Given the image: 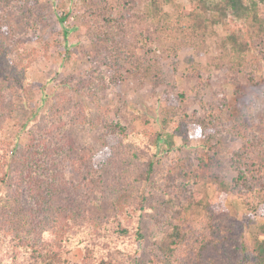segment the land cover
Masks as SVG:
<instances>
[{"label":"trees","instance_id":"16d2710c","mask_svg":"<svg viewBox=\"0 0 264 264\" xmlns=\"http://www.w3.org/2000/svg\"><path fill=\"white\" fill-rule=\"evenodd\" d=\"M173 1L148 0L141 19L149 20V25L141 34L158 43L159 48H140L142 53L128 46L130 40L124 33L139 0H123L119 15L112 11L110 17H105L103 9L113 8V2L119 0H84L85 17L93 15L99 22L103 19L104 28L86 23L92 47L75 51L69 47L68 55L77 57L81 53L95 65L90 77L76 81L74 88H81L79 91L90 99V106L95 105L96 113L85 112L82 117L78 101L67 98L69 95L61 90L23 122L27 143L19 148L0 143V264H115V259L121 264L122 246L132 240L145 242L143 231L147 226L153 233L148 260L151 264H236L233 260L226 262L222 256L234 238L226 193H237L250 217L257 213L263 218L251 239L244 234L237 264H264V115L256 111L264 96V0H187L176 12L166 11L164 6ZM37 3L0 0V128L16 113L14 96L29 97L32 88L28 74L31 50L27 37L22 35L32 24L29 18L35 14ZM70 14L66 11L61 21ZM42 19L44 24L48 22L40 34L46 39L53 27L47 16ZM217 25L225 30L217 43L226 63L223 71L237 86L243 77L258 87L248 105L235 108V118L222 121L221 128L213 119L208 123L206 118L193 119L185 111L179 114L183 105L171 102L168 95L177 89L175 76L169 71L172 67L175 71L180 50L195 49L204 60L206 37L216 32ZM75 27L64 28L67 39ZM108 72L111 76L106 82ZM125 78L150 93L163 91L165 101L160 108L163 131L150 136L149 144L143 135L134 137L140 140L134 142L136 150L151 151L147 170L140 173L149 180L156 160H164L162 153L170 157L164 160L163 176L153 180L158 193L154 189L139 195L136 192L126 204L115 195H107L106 159L102 156L103 151L111 150V135L127 131L121 121L123 109H113L120 120L112 119L111 109L103 105L101 96L109 84L120 87ZM177 115L182 120L176 119ZM144 120L150 123L149 118ZM192 121L198 122L196 136L207 146L194 159L182 157L176 144L177 137L188 138ZM84 125L100 130L96 137L99 146L95 139L83 144L78 141L76 134ZM241 127L245 133L241 134ZM223 130L247 138L246 145L225 156ZM259 146L262 152L256 151ZM229 170L236 175L230 178ZM201 183L215 184V195L201 191ZM2 185L12 188L4 192ZM23 191L33 205L25 212L30 219L25 216L18 221L13 214L25 210L24 206L21 211L17 209L23 204ZM102 194L107 204L101 201ZM75 245L83 250L76 262L70 257ZM126 253L135 259L133 264H139L134 253Z\"/></svg>","mask_w":264,"mask_h":264},{"label":"rangeland","instance_id":"374dc122","mask_svg":"<svg viewBox=\"0 0 264 264\" xmlns=\"http://www.w3.org/2000/svg\"><path fill=\"white\" fill-rule=\"evenodd\" d=\"M186 3H188L187 0H175L167 3L164 9L166 11L176 12L181 5H185ZM113 4V8L109 7L103 9L102 13L105 14V17H110L109 12L112 11H114V14L118 13L117 16L119 15L123 0L113 2ZM148 4V0H139L138 7L131 10L132 17L130 20H127L125 27L126 31L124 32L128 40H130L128 46L142 53L144 50H140V48L147 49L149 46L156 50L159 48L158 43L148 40L145 36L146 34H141L149 25L147 22L149 20L141 19V15L148 9ZM66 11H71V14L62 22L60 17L65 15ZM84 11V0H38V3L35 5V14L29 18V22L32 24L27 25L28 29L22 35L27 37V47L31 50L30 55L32 62L30 63L28 74L32 83V88L29 97L27 96L25 98V96L22 95L14 96L18 108L14 117L8 119L4 128H0V143H11L17 148L27 143L28 133L23 127V122L28 117H32L35 111H40L43 103L51 102V97L56 96L61 90L69 95L67 98L71 96L78 101L82 117L85 112L89 115L92 114V111H94V114L96 113L95 105H89L90 99L85 93L79 91L81 88L78 90L74 88L77 84L76 81H79L82 77L85 78L84 80L90 77V71L95 65L81 53L77 57H70L68 55L69 47L73 51H75V49L80 50L81 47H92L91 38L88 36L89 27L85 26L86 23L92 27H96V25L99 27L102 25L101 27H103V19H100L101 22H99L94 19L93 15H91L90 18L87 15L85 17ZM91 11L92 10H90V12ZM44 16L50 19L53 31L46 39H41L42 35L40 34L45 32V26L48 24V22H45V24L41 22ZM65 27H75L68 35V39L64 35ZM215 31L214 34H208L206 37V45L203 50L205 54L204 60L202 56L195 53V49L187 48L185 50H180V60L175 67V71L173 67V71H169L170 74L175 76L174 81L177 89L169 91L168 95L171 102L183 105L184 108L181 109L179 114L185 111L189 113L193 119L197 116L206 118L208 123H211L209 121L213 119L221 128L222 121L235 118L233 115L235 108L248 105L247 103L250 97L253 94H257L256 91L258 87L252 86L249 84V80L243 77L237 86L236 82L231 81L230 77L223 71V69L225 70L224 67H226V63L220 57L221 50L218 49L217 43L220 37L225 34V30L221 25H217ZM124 49L127 50L126 48ZM190 57L193 58V61L190 60ZM126 65L130 67L127 62ZM110 76L111 72H108L105 77L106 82L109 81ZM67 79L71 81L67 83ZM162 93L163 91L159 93H150L149 90L144 87L137 88L135 81L133 82L126 78L122 81L120 87L111 83L105 91L101 92V96L103 97L102 103L105 107L111 109L112 119L116 121L120 120L113 109L116 110L118 107L123 109V118L121 121L127 127L126 132L121 134L117 133L118 135H111L109 141L111 150H105V152L103 151L102 153L103 158L106 159L104 168V188L107 189V195H115L118 199L125 202V204L131 202L133 197L135 198L134 195L136 192H138L136 194L139 195L143 192L148 193L149 190L151 191L154 189V192L158 193V186L153 180H158L163 176L164 160L167 161L170 159V157H165L168 153L164 151L162 153L164 160H156L152 175L150 179L147 180L140 172L144 173L147 170L151 151L146 148V151L141 153L139 150L135 149L134 143H140V140L135 141L134 137H142L143 135L146 137V139H144L149 144L150 136H154L156 133L163 131L160 108L165 101H163L164 96L161 97ZM182 95H185V98H183ZM225 103L227 106L224 107ZM79 105L73 107L75 108L73 109L74 113L75 110L79 108ZM256 111L264 115V96L261 98ZM221 114L223 119L220 118L219 121V116ZM146 118H149L150 123L145 122L144 119ZM176 119L182 120L178 115ZM188 127V138L184 140L181 137H177L176 144L181 150L182 157L194 159L199 152H205L207 146L204 144L203 139L201 140L196 136L198 122L192 121L189 123ZM208 130L210 131V128ZM245 132V129L242 128L241 134ZM99 133V129H92L91 126L86 125L79 129L78 134H75L81 144H83L85 140L90 141L95 139V141H97L96 146H99L100 142L96 138ZM222 133L225 143L223 146V153L225 156L238 149H242L246 145L247 138L234 136L229 130H223ZM126 135H128V137H126ZM74 141L77 145V140L74 139ZM180 146L182 148H180ZM132 147L136 151H133ZM256 151L262 152V146L257 147ZM171 153L174 155L175 151ZM158 158H162L161 154L158 155ZM233 175H236V173L229 170V177L231 178ZM11 188L12 187L2 185V191L4 192L11 190ZM198 188L212 197L217 191V186L215 184L201 183L198 185ZM102 195H100L101 201L103 203L107 201V204L109 201L105 198L106 195ZM224 196V200L233 219V227H230V231L234 238L233 241L227 244L222 256L226 259V262L228 260H233L235 261L234 263L237 264L240 258L239 250L242 245L244 234L251 239L252 234L256 231L258 224L263 221V218L258 216L257 213H255L253 217H250L252 216L250 215V211L243 205L237 193H226ZM22 198L23 204L17 209L21 211L20 209L24 206L25 210L22 211L21 214H18L20 212H15V214H13V218L18 221L21 219L24 220L27 214L25 212L33 205L32 200L25 191L22 193ZM27 218L30 219L29 216ZM249 221L251 222L248 223ZM143 232L145 235V242H133L132 240L122 246L120 257L121 264H133L135 261L126 251L134 253L135 257L139 260V264H151L148 260L150 258V240L152 241L151 235L153 233L148 226ZM82 256V248L75 245L70 252V257L76 262L80 260ZM114 261H116L117 264L119 262V260L116 259ZM109 264H112V262Z\"/></svg>","mask_w":264,"mask_h":264}]
</instances>
